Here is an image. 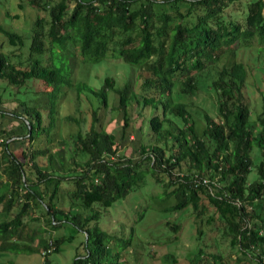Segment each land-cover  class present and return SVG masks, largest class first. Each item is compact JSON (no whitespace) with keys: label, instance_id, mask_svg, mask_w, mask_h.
Here are the masks:
<instances>
[{"label":"trees","instance_id":"trees-1","mask_svg":"<svg viewBox=\"0 0 264 264\" xmlns=\"http://www.w3.org/2000/svg\"><path fill=\"white\" fill-rule=\"evenodd\" d=\"M28 1L34 7L48 10L49 27L45 30L41 17H36L29 52L25 57L30 63L28 67L17 66L0 51V79L18 88L26 85L27 80L39 77L45 85L55 84L58 90L61 84L74 85L68 71L44 63L35 56L36 53L43 54L47 47L65 50L72 43L78 47L85 61L94 62L109 54L115 55L149 73L144 77L142 87L153 88L158 96L144 97V103L154 108L161 107L160 114L155 113L149 118V126L162 138L173 137L178 145L165 155L161 144H141L143 156L139 162L117 159L114 157L118 149L115 134L99 129L94 113L88 130L78 129L76 133L74 152L80 160L74 157L72 160L75 166H81L80 169L75 168L78 173L56 177L38 166L32 149H29L23 156L30 159L36 168L37 174L33 179L25 169V162L9 151V143L4 141L10 188L0 189L1 209L8 213L6 218L0 219L1 250L45 251L44 260L48 262V253L58 250L63 238H39L37 244H32L37 229L27 225L26 213L30 200L37 203L46 195L50 199V203H46L47 213L53 218L57 213L68 217L51 202L63 178L74 183L73 189L68 191L83 205L90 206L94 202L109 205L127 192L134 176L150 171L157 181L174 185L170 191L178 196L174 208H182L191 202L197 209L201 194L205 195L226 220L231 242L237 244L246 257L255 255L257 262L264 264L261 256L264 253V233H258L260 228L264 232V215L256 212V207L262 208L264 202V101L254 130L249 120L250 107L243 93L247 73L244 63L236 60L223 65L211 80L210 86L216 93L218 118L205 114L206 126L201 134L195 131L194 120L186 104L176 100L172 93V86L177 81L182 92L191 91L196 86L195 73L206 64L215 62L221 51L235 52L240 47L254 45V40L257 45H264V0H251L244 5L241 19L224 12L235 0ZM6 34L8 41L16 44L18 49L23 46L22 34L14 31ZM113 81L111 76H105L96 90L85 81L76 82L75 87L79 92L84 89L94 91L100 102L105 104L107 90L114 87ZM117 91L125 130L128 126V86ZM21 103L27 114L22 115L24 122L30 128L26 136L32 139L33 115L30 107L28 109L24 101ZM167 114L179 117L183 123V126L175 128V133L163 126L169 120ZM37 116H40L39 112ZM67 118L76 119L73 115H67ZM254 145L261 153L256 162L249 155ZM182 160L187 162V168L173 175L174 168H178ZM252 165L256 167V177L247 181ZM196 173L200 177H217L219 186L211 183L214 188L211 192L204 183L195 185ZM53 183L54 188L49 190ZM22 189V204L10 215ZM95 215L86 216L85 221ZM36 218L31 217L32 220ZM71 218H76V215H71ZM49 224L52 228L58 226ZM172 226L177 228L179 224L173 223ZM94 234V239L101 236L97 225L94 226ZM18 240L27 242L21 244ZM91 256L92 253L78 257L74 264H102L91 260ZM203 256L199 250L189 264H224L215 256L203 262Z\"/></svg>","mask_w":264,"mask_h":264},{"label":"rangeland","instance_id":"rangeland-1","mask_svg":"<svg viewBox=\"0 0 264 264\" xmlns=\"http://www.w3.org/2000/svg\"><path fill=\"white\" fill-rule=\"evenodd\" d=\"M249 1L235 0L224 12L241 19L242 9ZM38 16L47 30L48 10L34 7L28 0H0V51L17 66L28 67L30 64L25 57ZM7 31L22 34L24 44L20 49L8 41ZM253 42L254 45L240 47L235 52L221 51L215 62L206 64L195 73L196 86L191 91L182 92L179 81L173 84V96L183 101L190 110L198 134L206 126L205 114L218 118L216 93L210 86L211 80L223 65L236 60L242 61L247 70L243 93L250 107L249 120L254 130L257 129V116L263 110L264 101V45H257L256 40ZM35 56L46 64L60 66L64 72L68 71L74 85L61 84L57 90L55 84L45 85L41 78L34 77L27 80L26 85L16 88L0 79V189L10 188L4 141L9 143V151L25 162V169L33 179L37 174L36 168L30 159L23 156L29 149H32L38 166L51 171L56 177L78 173L79 170L75 168L80 169L81 166H75L72 160V157L80 160L74 152L76 133L78 129L83 132L88 130L94 113L98 119L97 127L115 134L118 149L114 157L117 159L139 162L143 156L141 144H161L165 148V155L169 154L173 146L177 147L173 137L168 135L162 138L149 126V118L155 113L160 114L161 107L154 108L144 103V97L158 94L153 88L142 87L144 77L149 74L142 68L110 54L99 61H85L78 47L72 43L65 50L47 47L43 54L36 53ZM105 76H111L114 80V87L107 90L105 104L100 102L94 91L84 89L79 92L75 87L76 82L85 81L96 90ZM125 85L128 86L129 102L128 126L124 130V116L118 106L117 89ZM22 101L28 109L30 107L33 115L32 139L26 136L30 128L22 116L27 115ZM67 115H73L76 119H68ZM167 117L169 120L163 126L174 133L177 126H183L179 117L172 114H167ZM260 154L256 145L249 152L254 162L258 161ZM142 165L146 168L144 163ZM187 166V162L182 160L177 166L181 169L174 168L173 175L183 172ZM255 177L256 167L252 165L247 181ZM73 187L74 183L70 179L63 178L51 201L68 217L57 213L53 218L52 214L47 213L46 203H50V199L46 195L37 203L30 200L26 213L27 225L37 229L32 244H37L39 238H63L58 250L48 253V262L45 263L40 250L25 252L0 248V264H74L76 258L88 256L89 253H92L91 260L102 264H189L199 250L204 255L203 262L215 256L217 261L221 259L224 264H263L257 262L255 255L246 257L238 245L231 242L226 220L205 195L201 194L197 209L191 202L182 208H174L178 201L176 193H170L174 185L157 181L150 171H142L134 176L127 192L109 205L100 202L83 205L68 191ZM17 199L10 215L20 208L21 200L24 199L23 189ZM256 212L264 215V202L262 208L256 207ZM92 213H96L95 217L86 222L85 217ZM7 215L0 204V219ZM71 215H76V218H71ZM30 216L37 218L32 220ZM49 222L58 226L52 228ZM173 223L179 226L174 228ZM96 225L101 232L98 239H94ZM18 242L22 244L27 241Z\"/></svg>","mask_w":264,"mask_h":264},{"label":"built area","instance_id":"built-area-1","mask_svg":"<svg viewBox=\"0 0 264 264\" xmlns=\"http://www.w3.org/2000/svg\"><path fill=\"white\" fill-rule=\"evenodd\" d=\"M0 141H2V138H0ZM194 182H195V185H197V184H199V183H204V184H206V185H208L209 186V188H210V190H211V192L213 191V186L211 185V183H213V184H215L216 186H219V184H220V182L217 180V177H215V178H213V179H211V178H209L208 176H202V177H200L197 173L196 174H194ZM258 233L259 234H263L264 232H263V229L262 228H260L259 230H258ZM263 248H264V241H263ZM45 251H43V253H44ZM261 256H262V258H263V260H264V253H262L261 254Z\"/></svg>","mask_w":264,"mask_h":264}]
</instances>
